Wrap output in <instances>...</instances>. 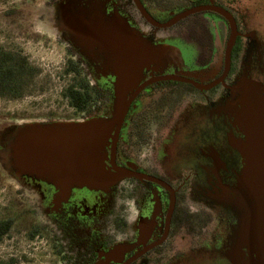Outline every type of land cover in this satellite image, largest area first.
<instances>
[{
	"label": "flooded vegetation",
	"instance_id": "obj_1",
	"mask_svg": "<svg viewBox=\"0 0 264 264\" xmlns=\"http://www.w3.org/2000/svg\"><path fill=\"white\" fill-rule=\"evenodd\" d=\"M46 6L69 64L80 75L83 67L89 80L81 85L93 101L82 113L109 112L118 77L111 53L79 44L72 34L77 24L121 22L148 49L147 60L136 62L139 90L129 95L118 139L106 148L107 169L122 172L117 184L107 191L73 187L61 196L45 181H20L36 187L52 264L259 262L258 249L244 242L239 209L247 169L240 147L248 141L240 112L248 95L250 103L264 101V0H47Z\"/></svg>",
	"mask_w": 264,
	"mask_h": 264
},
{
	"label": "water",
	"instance_id": "obj_2",
	"mask_svg": "<svg viewBox=\"0 0 264 264\" xmlns=\"http://www.w3.org/2000/svg\"><path fill=\"white\" fill-rule=\"evenodd\" d=\"M72 34L87 49L112 55L109 61L114 62L111 68L118 80L109 114L82 121L26 123L0 131V164L12 179L45 181L57 186L61 196L68 195L73 187L107 191L120 180V169H107L106 148L111 140L118 139L129 109V95L139 90L140 66L136 62L148 58L144 52L148 49L127 34L121 22H82ZM250 98L248 95L246 109L240 112L248 141L240 147L247 169L239 209L244 242L258 249L259 262L252 264H264V101L253 98L250 103Z\"/></svg>",
	"mask_w": 264,
	"mask_h": 264
},
{
	"label": "rangeland",
	"instance_id": "obj_3",
	"mask_svg": "<svg viewBox=\"0 0 264 264\" xmlns=\"http://www.w3.org/2000/svg\"><path fill=\"white\" fill-rule=\"evenodd\" d=\"M46 1L0 0V48L26 58L30 65L22 94L17 98L0 95V131L26 123L93 117L89 111L79 113L66 96L70 86L79 88L87 77L83 67L78 77L69 73L72 56L47 23ZM37 196L36 187L15 181L0 164V222L12 224L0 240V263L52 264L51 231L38 215ZM41 227L44 230L35 233Z\"/></svg>",
	"mask_w": 264,
	"mask_h": 264
},
{
	"label": "trees",
	"instance_id": "obj_4",
	"mask_svg": "<svg viewBox=\"0 0 264 264\" xmlns=\"http://www.w3.org/2000/svg\"><path fill=\"white\" fill-rule=\"evenodd\" d=\"M70 71L80 75L77 64H69ZM30 69L26 58H22L12 53L0 54V95L14 98L22 94L23 80ZM82 90V91H81ZM81 90L76 85L70 86L66 91V96L70 100L72 107L80 112H84L93 101V95L86 91V85H81ZM107 113H97L91 116H103ZM11 222H0V240L9 232ZM14 261L0 264H13Z\"/></svg>",
	"mask_w": 264,
	"mask_h": 264
}]
</instances>
